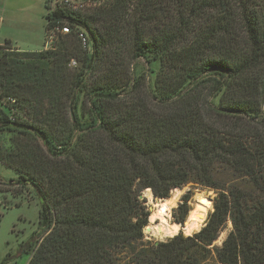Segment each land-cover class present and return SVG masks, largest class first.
Segmentation results:
<instances>
[{
  "label": "trees",
  "instance_id": "trees-1",
  "mask_svg": "<svg viewBox=\"0 0 264 264\" xmlns=\"http://www.w3.org/2000/svg\"><path fill=\"white\" fill-rule=\"evenodd\" d=\"M47 7V31L72 29L53 48L0 47V131L12 134L0 162L35 190L47 232L28 264H264V0ZM124 44L152 76L122 60ZM188 182L219 190L205 226L146 240L143 190L167 198Z\"/></svg>",
  "mask_w": 264,
  "mask_h": 264
},
{
  "label": "rangeland",
  "instance_id": "rangeland-1",
  "mask_svg": "<svg viewBox=\"0 0 264 264\" xmlns=\"http://www.w3.org/2000/svg\"><path fill=\"white\" fill-rule=\"evenodd\" d=\"M107 1L109 0H96V4L87 6L84 12L90 13L93 7ZM48 5L53 7L52 0H9L6 9L8 10L11 8L16 11L6 14V9H0V47L17 49L11 43L1 42L4 40L5 34L16 33V38H20L25 44L29 43V45L25 46L42 50L43 48L45 50L53 48L59 31L51 33V31L46 30V15L49 12ZM1 16L4 17V21H1ZM134 16L135 12L131 10L128 17L134 18ZM52 34L53 38H51ZM122 48L121 50L123 53L121 58L123 61L127 64L137 66L138 72H145L149 76L153 75V67H151L149 62L145 59H135L129 52V46L124 44ZM90 49V45L88 44L87 50L89 52ZM81 63L82 61L77 59L75 63H70V67H78ZM22 113H24V109ZM11 135L9 131H0V143L3 145L9 144ZM228 176L229 174L226 173L219 174L220 183H222L225 188L230 185ZM18 179L19 175L14 169L0 162V264H28L36 248L35 246L41 241L42 237L47 234V232L44 231L45 227L41 223V200L39 196L32 186L19 183ZM178 188L182 190V193L176 206L171 210L163 208L162 204H155L158 203V200L161 198L156 197L151 189L150 191L147 189L143 190L142 194L145 197H141V199L146 200L145 204L148 210L149 205L153 204L154 208L158 209L163 216L170 217V222L181 225L183 223H179L175 215L179 213V205L185 200V196L189 195L188 205L191 210L196 203V194L204 193L211 205L209 206L210 209L208 208L207 210L205 222L202 226L204 227L209 214L214 210L215 197L219 193V190L197 182H188ZM172 192L173 191H171L170 195ZM153 211H150V213ZM158 221L160 222V219ZM231 230L232 223L228 222L227 227L220 233L214 244L221 245ZM181 232L187 236L184 231H180L179 233ZM144 234L145 239L152 242L166 241L171 238H160L145 230ZM35 239H38L39 242L31 246L30 250L25 251L26 246L33 244Z\"/></svg>",
  "mask_w": 264,
  "mask_h": 264
},
{
  "label": "bare ground",
  "instance_id": "bare-ground-1",
  "mask_svg": "<svg viewBox=\"0 0 264 264\" xmlns=\"http://www.w3.org/2000/svg\"><path fill=\"white\" fill-rule=\"evenodd\" d=\"M147 190L150 191L149 188ZM172 191L173 192L169 197L161 198L159 199L160 201L158 200V203L155 204H162V207L167 210L173 209V207L176 206L177 202L179 201L182 190L179 188H174ZM209 206H211L210 201L206 195L204 193H197L196 203L190 210L186 221L181 225L170 222V217L168 218L163 216L158 209L154 208V211L151 212L149 216L150 223L147 224L144 230L160 238L172 237L178 234L180 231H184L186 235H191L202 228ZM159 219L160 222L158 221Z\"/></svg>",
  "mask_w": 264,
  "mask_h": 264
},
{
  "label": "built area",
  "instance_id": "built-area-1",
  "mask_svg": "<svg viewBox=\"0 0 264 264\" xmlns=\"http://www.w3.org/2000/svg\"><path fill=\"white\" fill-rule=\"evenodd\" d=\"M53 7L52 9H56L58 7H67L74 11H83L87 6H93L96 4V0H52ZM71 27L69 25H63L60 26L59 24L54 27L51 33H55L56 31H61L62 33H70ZM79 38L82 41V44L84 47L87 48L88 46V35L86 31L82 28H80L77 32ZM51 38H53V34L51 35ZM73 63H75V60H72ZM19 100L16 97H7L3 99L2 106L3 108H10L12 111L11 118L14 120L15 117L13 116V113H16L19 108Z\"/></svg>",
  "mask_w": 264,
  "mask_h": 264
},
{
  "label": "crops",
  "instance_id": "crops-1",
  "mask_svg": "<svg viewBox=\"0 0 264 264\" xmlns=\"http://www.w3.org/2000/svg\"><path fill=\"white\" fill-rule=\"evenodd\" d=\"M8 1L9 0H0V9H6V6L8 4ZM15 11H16L15 9L9 8L8 10L6 9L5 13L6 14H9V13H12V12H15ZM4 20H5L4 17L1 16V21H4ZM16 35H17L16 33L5 34L4 40L1 41V42L10 41L11 44L15 48H17L16 50H21V51H40V50H42V49H34V48H30L29 46H25V45H29V43H26L25 44V42L21 41L20 38H16L15 37ZM45 43H44V45H45ZM30 245L31 244H29L28 246H26V248H28Z\"/></svg>",
  "mask_w": 264,
  "mask_h": 264
},
{
  "label": "water",
  "instance_id": "water-1",
  "mask_svg": "<svg viewBox=\"0 0 264 264\" xmlns=\"http://www.w3.org/2000/svg\"><path fill=\"white\" fill-rule=\"evenodd\" d=\"M141 197H145L143 194H141ZM149 210L150 211H153L154 210V206H153V204H150L149 205ZM148 223H150V218H149V221H148ZM176 235H178V234H176ZM176 235H174V236H176ZM193 234H191V235H187V236H192ZM174 236H172V237H174ZM157 242H160V241H157Z\"/></svg>",
  "mask_w": 264,
  "mask_h": 264
}]
</instances>
